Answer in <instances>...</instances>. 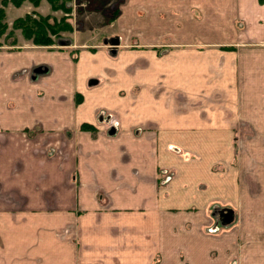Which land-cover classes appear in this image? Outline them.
I'll return each mask as SVG.
<instances>
[{
	"label": "rangeland",
	"instance_id": "374dc122",
	"mask_svg": "<svg viewBox=\"0 0 264 264\" xmlns=\"http://www.w3.org/2000/svg\"><path fill=\"white\" fill-rule=\"evenodd\" d=\"M24 5L29 9L21 16L10 9ZM193 6L176 0H39L37 6L24 2L15 7L0 1L5 25L0 46H24L14 50L35 53L41 59L35 63L48 70L43 76L57 77L55 85L61 94L56 96L46 81L29 83L40 106V100L45 99L76 110L85 98L89 100L88 109L97 106L87 123L77 122L79 126L54 132L67 137V150L73 140L79 139L89 143L105 139L157 140L163 148L156 152L153 147L151 154L162 162L157 166L159 185L174 181L176 174H210L212 178L203 179L209 188L201 191L206 194L214 190L216 196L206 232L213 230L216 235L232 231L235 240L233 248H228L233 253L229 264H264V42L245 38L248 29L239 26L243 19L237 20L235 31L230 26L224 30L223 25L217 29L216 12L207 17L204 11L203 16ZM28 16L31 18L23 20ZM17 20L29 25L30 30L23 34L13 29ZM38 24L57 29L55 36L47 34L52 45H35L42 40L36 32ZM208 29L216 34H207L211 32ZM115 37L119 39L117 45L104 43ZM101 68L105 74L99 73ZM153 87L158 90L151 91ZM131 91L136 97L157 93L162 96L159 102L150 100L152 107L145 104L133 110L131 128H126L123 121L126 123L129 116L127 95ZM115 94L126 108L120 109V114L115 110ZM150 112L156 115L148 116ZM151 122L154 128L150 126L153 132L149 134L147 126ZM86 124L92 129H83ZM17 132L23 138L53 135L40 124ZM146 134L149 135L142 136ZM50 146H45L46 156L57 153ZM129 150L131 153H127ZM147 150L148 147L127 146L124 157L117 158L115 155L122 154V150L116 147L111 155L115 167L111 172H133L129 162L139 161V152L147 155ZM70 155L72 147L69 156L63 157L70 163L67 173L72 175V182L68 181L74 187L84 170L77 154L76 161ZM102 162L90 158L88 168L94 166L97 170ZM67 186L71 185L67 182ZM46 194L50 201L52 193L48 190ZM221 208L232 211L230 223L221 224ZM5 233L15 234L16 229L7 228ZM4 239L0 240V250L10 246ZM216 254L214 250L212 258ZM242 255L245 259H241Z\"/></svg>",
	"mask_w": 264,
	"mask_h": 264
},
{
	"label": "crops",
	"instance_id": "0c3cea01",
	"mask_svg": "<svg viewBox=\"0 0 264 264\" xmlns=\"http://www.w3.org/2000/svg\"><path fill=\"white\" fill-rule=\"evenodd\" d=\"M176 1L194 4L203 16L204 11L207 17L216 12L217 29L223 25L224 30L231 27L235 31L237 20L243 19L239 26L248 29L245 38L264 42V0L263 3L259 0ZM10 9L21 16L29 7ZM19 9L23 11H17ZM22 47L0 46V240L5 237L2 241L10 244L9 248L0 250V264H229L233 253H229L228 248H233L235 240L232 231H220L216 235L213 230L206 232L208 213L216 196L214 190L206 194L201 191L210 186L205 185L203 179L212 176L176 174L174 181L160 186L157 166L162 162L151 154L153 147L156 152L163 148L157 140L105 139L93 140V143L73 140L70 156L76 161L77 154L84 172L79 174V184L72 186L68 181L72 175L67 173L70 163L63 157L69 156L71 147L68 145L67 150L65 135L54 132L65 131L77 122L87 123L97 106L88 109V98L82 100L84 104L76 110L68 104L57 105L45 99L40 100L43 103L40 106L29 83L37 79L35 84L46 81L49 91L56 96L61 94L55 85L57 77H44L46 70L33 78L36 66L42 67L35 62L41 59L35 53H26L28 50H14ZM53 58L56 61V54ZM98 71L105 74L103 68ZM161 96L157 93L136 97L129 92L128 112L126 110L129 116L126 123L123 121L126 128H131L133 110L145 104L152 107L150 100L159 102ZM114 98L118 113L126 109L120 102L122 98L116 94ZM138 111L141 112V108ZM155 112L148 116L156 115ZM37 124L53 135L46 138L24 135L23 138L17 132H25ZM150 126L154 128V123L147 127ZM153 128H148L151 129L149 134ZM48 145L55 149V155H45ZM132 145L148 147L147 155L139 152L142 160L138 157L139 161L129 162L133 172H111L115 168L111 155L116 147L122 150V154L115 155L120 158L124 157L127 146ZM90 158L96 163L102 159V166H97V170L94 166L88 168ZM86 171L90 172L86 174ZM67 182L71 186H67ZM48 190L53 195L50 201L46 199ZM7 228H15L16 233H5ZM214 250L217 254L212 258Z\"/></svg>",
	"mask_w": 264,
	"mask_h": 264
},
{
	"label": "trees",
	"instance_id": "16d2710c",
	"mask_svg": "<svg viewBox=\"0 0 264 264\" xmlns=\"http://www.w3.org/2000/svg\"><path fill=\"white\" fill-rule=\"evenodd\" d=\"M0 1H1L2 5H5L8 2V3H11L15 7L20 6L24 2H29L33 6H37L39 4V0H0ZM259 1H262V0H259ZM3 18H4L3 10L0 8V33L3 32V30L5 29V25H3V23H2ZM29 18H31V17L30 16L25 17L23 20H28ZM38 25H39V27L37 28L36 32L39 33V36L42 38V40L40 42L37 41L35 43V45L45 46V47L52 45L51 44L52 43L51 38L47 37V34L49 32L50 34L55 36L57 29L54 26L47 25V24L45 26H43L42 24H38ZM12 28L15 30L20 29L21 32H23V34L26 33V31L30 30V26L23 24L22 20H17V22H15V24H13ZM82 128L83 129H92L91 126H89L87 124L83 125Z\"/></svg>",
	"mask_w": 264,
	"mask_h": 264
},
{
	"label": "water",
	"instance_id": "95a60500",
	"mask_svg": "<svg viewBox=\"0 0 264 264\" xmlns=\"http://www.w3.org/2000/svg\"><path fill=\"white\" fill-rule=\"evenodd\" d=\"M109 42L111 45H117L119 43V39L117 37L115 38H110L108 41L107 40H104V43H107ZM60 45H62V42H59ZM46 68H42V67H37L33 73V78L37 75V74H43L46 72ZM90 83H93V82H90ZM226 211V212H225ZM225 211H221L219 213V216L222 217L221 219V223L223 225L225 224H228L232 221V217H233V213L232 211L229 209V210H225ZM225 212V213H224Z\"/></svg>",
	"mask_w": 264,
	"mask_h": 264
}]
</instances>
